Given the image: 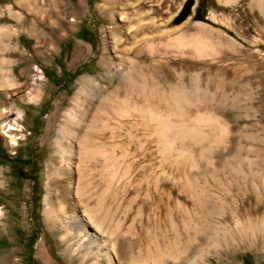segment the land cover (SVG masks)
Instances as JSON below:
<instances>
[{
	"label": "rangeland",
	"instance_id": "1",
	"mask_svg": "<svg viewBox=\"0 0 264 264\" xmlns=\"http://www.w3.org/2000/svg\"><path fill=\"white\" fill-rule=\"evenodd\" d=\"M183 1L0 0V65L11 80V85H0V264L77 262L67 258L58 232L43 215L44 196L54 176L49 170L53 139L78 80H103L107 57L117 56L113 35L125 45L134 26L143 27L136 30V39L151 35L158 52L154 56L165 61L161 68L174 71L173 83H183L189 90L180 115L162 111L173 124L168 133L174 134L178 124L197 127L199 133L169 141L174 148L170 165L161 139L151 130L152 121L145 117L140 125L136 120L141 118L131 111L111 120L112 125L124 122L130 140L143 144L111 176L106 193L113 196L112 221L129 227L124 235L130 240L143 226L150 246L170 241L183 249L190 240L200 250L196 259L185 250L174 264H264L260 237L214 255L211 245L203 244L196 233L203 225L198 199L207 201L204 209L233 201L264 215V0H192L191 12L174 24ZM198 5L202 19L194 17ZM137 10L142 12L139 22L132 14ZM178 46L186 47L183 53ZM193 46L206 49L198 54ZM111 65L114 69L116 61ZM196 83L200 91L193 89ZM78 100L89 101L86 96ZM167 100L166 104L173 102ZM7 122H16L18 129L6 130ZM81 124L73 129L75 138L88 131L87 116ZM76 162L73 158L70 165L75 167ZM212 176L219 179L220 188L213 185ZM257 194L260 199L254 202ZM221 215L206 219L233 227L225 221L224 211ZM168 218L178 236L163 241L153 228ZM184 224L189 236L181 228ZM119 244L113 240L123 260Z\"/></svg>",
	"mask_w": 264,
	"mask_h": 264
},
{
	"label": "bare ground",
	"instance_id": "2",
	"mask_svg": "<svg viewBox=\"0 0 264 264\" xmlns=\"http://www.w3.org/2000/svg\"><path fill=\"white\" fill-rule=\"evenodd\" d=\"M104 1L108 2V0ZM256 1L252 0L253 3ZM109 9L106 10L111 19ZM141 13L138 10L132 13L138 22L141 19ZM130 26L133 27V25ZM134 27L131 28L132 33L127 35L130 40L125 45L120 43L122 38L113 35V48L117 56L107 57L103 80H96L92 77H82L78 80V87L71 100V106L63 112L62 122L58 124L53 139L49 169L54 174L50 182L53 190L52 188L46 189L43 215L46 224L58 232L59 242L67 258L77 261L74 264H174V260L183 257L185 250L193 252L195 259L200 253L196 245H191L190 240L183 249L170 241L163 246H150L143 226L138 229L135 240H130L125 233H128L129 227L123 228L119 221L115 223L112 221V209L109 205L113 202V196L109 191L106 193L111 176L129 155L139 153L143 144L138 140H130L132 136L127 135L124 122L117 120L116 125H112L111 120L121 118L122 112L130 114L129 111H131L136 118H141L140 121L136 120V123L140 125H143L142 121L145 117L152 121L151 130L156 132L158 140L161 139L160 147L168 155L166 159L170 165L174 148L169 141L171 139L184 140L188 136L190 139L199 133L198 129L197 131L195 129L197 127H185L184 124L175 126L174 134L168 133L173 124L162 117V111L176 112L180 115L185 111L182 106L183 97L188 95L189 90L183 83H173L171 76L174 75V71L172 69L161 68L165 61L154 56L158 52L151 42V35L147 37L143 34V37L137 40L135 32L143 27ZM185 48L180 47L181 53ZM193 49L196 53L202 54L206 47L193 46ZM112 61H116L114 69L111 65ZM10 82L11 80L0 65V85H11ZM103 82L105 86L102 85ZM198 83L193 88L195 91H200ZM79 96H86L91 107L88 103L79 101ZM94 98H97L96 101H93ZM167 99L173 102L169 103L170 105L166 104V101H169ZM85 116L88 118L87 128L89 129L83 137L75 138L77 131L73 129L82 125L81 122ZM5 126L6 130L18 129L16 122H7ZM162 130L166 132L162 134ZM159 131L161 133H158ZM74 139L75 145L73 144ZM54 157L58 160L56 165H54ZM73 158L77 160L75 167L70 165ZM211 179L213 185L220 188L219 179L214 176ZM70 180H73L71 187L68 185ZM68 195H73V198L70 199ZM259 199L260 196L257 194L254 202ZM198 202L202 209L199 217L203 225L199 227L200 230H196V233L199 231L200 239L204 241L203 244L211 245L214 255L218 254L220 249L230 248L239 241L246 244V239L260 237L264 240V215H260L256 209L240 207L233 201L212 203L210 208L204 209L203 206L207 201L198 199ZM223 211L227 214L225 221L232 223L233 227L221 223L222 227H220L206 219L219 216ZM181 228L189 236V228L185 224ZM153 230L158 231L163 241L169 240L171 235L178 236L177 226L169 218L164 224L155 225ZM113 240L118 243L120 241L119 246H122V250L118 245L115 247L123 251V260H120L118 251L114 249ZM250 243L254 242L250 241ZM207 260L211 262L208 256Z\"/></svg>",
	"mask_w": 264,
	"mask_h": 264
},
{
	"label": "water",
	"instance_id": "3",
	"mask_svg": "<svg viewBox=\"0 0 264 264\" xmlns=\"http://www.w3.org/2000/svg\"><path fill=\"white\" fill-rule=\"evenodd\" d=\"M193 5L192 0H184L177 13L174 15L173 23L182 21L190 12Z\"/></svg>",
	"mask_w": 264,
	"mask_h": 264
},
{
	"label": "trees",
	"instance_id": "4",
	"mask_svg": "<svg viewBox=\"0 0 264 264\" xmlns=\"http://www.w3.org/2000/svg\"><path fill=\"white\" fill-rule=\"evenodd\" d=\"M195 19H202L203 15L199 12V5L195 9V14H194Z\"/></svg>",
	"mask_w": 264,
	"mask_h": 264
}]
</instances>
